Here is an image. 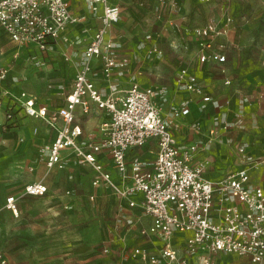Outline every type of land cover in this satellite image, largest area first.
<instances>
[{
	"label": "crops",
	"instance_id": "crops-1",
	"mask_svg": "<svg viewBox=\"0 0 264 264\" xmlns=\"http://www.w3.org/2000/svg\"><path fill=\"white\" fill-rule=\"evenodd\" d=\"M246 1L176 0L177 6L173 8L166 5L158 18L155 11L158 0H108L110 4L120 7L119 20L108 32V38L114 42L112 52L125 58L127 64L114 68L107 79L102 73L101 59L94 57L91 63L90 77L103 96L110 90L108 82L113 83L117 94L129 88L132 83H137L156 89L154 100L163 114L186 103V110L179 119L174 136L179 145L197 144L190 164L196 165L207 160L204 175L212 181L222 179L239 166L236 153L239 140L246 142V149L251 155L264 161V47L260 46V41L264 40V31L259 30L261 26L264 28V7L261 3L246 5ZM67 2L72 15L80 18L78 23L68 24L64 30L69 38L75 39L73 45L58 39L46 49H39L34 43L15 42L0 30V65L7 69L6 77L0 83L3 102L0 108V156L6 151L14 152L9 148L22 152L27 159L31 155V159L26 162L28 167H33L32 170L27 167L31 178L29 182L41 180L47 187L46 192L40 196L23 192L16 196L21 195L20 198L28 200L43 199L48 203L49 211H57L56 205H60L64 208L60 209L64 215L79 217L106 215L103 208L94 207L90 213L79 207L82 200L87 201L89 197L93 205L110 199L119 206L122 215L137 216L140 225L130 229L131 236H137V239L123 236L125 239L121 245L111 247L142 246L149 252L157 253L162 241L153 235H140L138 232L150 223L149 217L139 207H129L124 200L113 196L105 185L93 186L91 181L95 171L88 164H77L69 149L62 153L66 158L63 168L46 169L44 162L38 159V149L52 141L55 129L43 119L27 115L15 97L25 91L33 97L36 107L45 106L48 113L64 104L83 51L100 24L98 16L102 9V4L98 3V9L93 13L88 0ZM224 15L232 17L231 28L226 35L215 37L214 44H222L226 60L223 63L199 61L194 28ZM167 19L172 24H168ZM251 23L258 28L247 30L246 27ZM153 47L162 53L149 54L148 50ZM183 66L197 77L204 91L211 96V102L204 108L200 107L198 95L177 85L176 73ZM226 79L229 80L228 84L224 83ZM9 106L13 109L11 122L5 118V108ZM107 118V110L99 108L94 101H90L86 112L76 107L73 123L80 128L78 141L98 142L102 137L101 125ZM224 123L229 124V127L223 128ZM34 129L36 132H33ZM157 149V141L151 137L142 146L130 147L126 151V158L138 157L145 162L144 169H149ZM96 156L116 177L117 172L109 152L103 148ZM250 182L264 188V162L251 172ZM8 196L3 197V203ZM13 198L15 213L3 205L1 221L5 215L18 216V209L22 206L17 202V197L13 195ZM188 235L176 232L172 244L179 256L189 264H203L205 258L210 261L209 264H264V260L253 263L246 256L231 253L188 254L185 252ZM2 255L8 260L5 254ZM84 255L80 253L69 264H147L125 254L114 259L99 254Z\"/></svg>",
	"mask_w": 264,
	"mask_h": 264
},
{
	"label": "built area",
	"instance_id": "built-area-1",
	"mask_svg": "<svg viewBox=\"0 0 264 264\" xmlns=\"http://www.w3.org/2000/svg\"><path fill=\"white\" fill-rule=\"evenodd\" d=\"M88 3L93 13L98 3L102 4L98 16L100 24L83 51L64 104L48 113L45 106L36 107L33 97L25 91L15 96L27 115L41 118L55 129L52 141L39 147L38 159L44 162L47 170L61 169L66 163L62 153L69 149L77 164H88L95 171L93 186L105 185L113 196L124 200L129 207H139L149 217L150 223L142 227L140 233L159 238L162 246L157 253L135 246L130 255L132 259L147 264H189L172 244L177 232L189 234L185 240L188 254L223 252L246 256L253 263L263 261L264 188L253 185L250 174L264 161L253 157L245 145H239L236 148L239 166L222 179L212 181L204 175L207 160L190 164L197 144L179 145L174 136L186 103L163 114L154 100L156 89L137 83L117 94L113 83L108 82L110 90L105 96L101 95L90 77L94 57L101 59L102 73L107 79L114 68L127 64L125 58L112 52L114 42L108 38L110 27L119 20L120 7L108 0H88ZM166 3L167 0H158L155 8L158 18L166 5L177 6L176 0ZM79 20L70 12L67 0H0V30L15 42L34 43L39 49H46L58 39L73 45L75 39L69 38L64 30L68 24L74 25ZM166 22L172 24L169 19ZM231 24L232 17L224 15L194 28L199 61L223 63L226 60L222 44L215 45L214 38L226 35ZM148 53L160 55L162 51L153 47ZM6 73L7 69L0 65V83ZM176 83L198 95L201 108L211 102V96L187 67L178 69ZM224 83L228 84L229 80ZM90 101L105 108L108 118L101 125L102 137L98 142L81 143L77 139L80 128L73 123L75 110L81 107L86 112ZM12 110L10 106L5 108L8 122L12 121ZM222 126L228 128L229 124ZM151 137L157 141L158 149L149 169H144L145 162L138 157L127 160L126 151L130 147L142 146ZM103 148L111 156L116 177L97 159V152ZM28 168L32 170L33 167ZM46 190L41 180L29 182L24 187L25 193L30 195L40 196ZM4 206L15 213L13 196L4 200ZM202 262L210 263L207 258ZM5 263V257L0 254V264Z\"/></svg>",
	"mask_w": 264,
	"mask_h": 264
},
{
	"label": "rangeland",
	"instance_id": "rangeland-1",
	"mask_svg": "<svg viewBox=\"0 0 264 264\" xmlns=\"http://www.w3.org/2000/svg\"><path fill=\"white\" fill-rule=\"evenodd\" d=\"M248 3H261L264 7V0H247L246 5ZM246 28L254 30L258 26L251 23ZM259 30L264 31V28L261 26ZM260 46L264 47V40L260 41ZM239 145L246 147V142L239 140L236 148ZM9 149L14 152L6 151L0 156V211L3 210V197L8 195L17 197L22 207L18 209V216L5 215L0 223V254L7 256L5 264H69L80 253L84 256L87 253L94 256L99 254L110 259L118 255L122 257L123 254L131 257L133 247L115 249L111 246L121 245L125 239L123 236L137 239V236L133 238L130 234V229L139 225L137 216L122 215L119 206L110 199L93 205L89 197L87 201L82 200L79 207L90 213L94 207L103 208L106 215L79 217L64 215L60 210L64 208L60 205H56L57 211H49L46 200L16 196L25 193V184L31 180L26 163L31 155L27 159L22 152ZM14 173L17 175L14 176ZM141 228L138 231L140 235Z\"/></svg>",
	"mask_w": 264,
	"mask_h": 264
}]
</instances>
